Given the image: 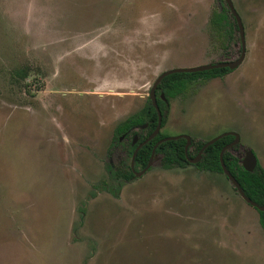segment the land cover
<instances>
[{"label":"rangeland","instance_id":"1","mask_svg":"<svg viewBox=\"0 0 264 264\" xmlns=\"http://www.w3.org/2000/svg\"><path fill=\"white\" fill-rule=\"evenodd\" d=\"M218 0H0V264H264V225L225 175L120 182L115 128L160 74L239 58L211 40ZM246 54L173 101L162 133L227 132L264 168V0H232ZM119 188V191L116 189Z\"/></svg>","mask_w":264,"mask_h":264},{"label":"trees","instance_id":"2","mask_svg":"<svg viewBox=\"0 0 264 264\" xmlns=\"http://www.w3.org/2000/svg\"><path fill=\"white\" fill-rule=\"evenodd\" d=\"M218 4L220 3V7H217L213 10L210 23L213 28L211 32V40L216 44L218 48L222 51H229L231 44L234 43L236 34L238 33L237 24L233 15L231 14L228 6L224 2V0H218ZM231 70L229 68L224 69H214L211 71H206L202 73H193V74H173L164 79L161 84V89L166 91L170 95L175 94L176 92L186 91L188 86L195 82L197 78H202L201 82H206L210 78L215 77H225ZM158 105L162 112V127L166 122V110L167 105L158 99ZM147 124V128L143 131H146L148 135L152 134L158 124V114L153 106L152 102L149 100L145 108L139 113L128 117L125 121L120 123L115 130V134L117 136H121L123 134H131L135 127H140ZM163 134H159L156 138H154L151 142L144 145L138 152L135 158V168L145 167L148 163L151 151L153 146L156 144L158 140L164 138ZM142 140L145 137L141 138ZM232 140V137H225L209 146L204 152L201 161L197 164V167L202 170L222 173V167L220 162V152L222 148ZM204 143H198L196 153L189 154V157H195L199 149L203 146ZM185 140L180 139L177 141H170L161 144L157 148V154H162L161 163L163 168L172 169L174 167H186L189 165V162L186 158L185 151ZM134 147L129 148L128 158L130 159L133 154ZM223 161L227 167V169L231 172V174L235 177V179L239 182L241 188L245 195L257 203L259 206L264 205V170L258 167L253 172L245 171L242 166L238 164L236 158H233L228 153H225L223 156ZM128 161H123L119 170H113L114 177L117 179H121L123 181H130L133 174L130 170ZM231 162V163H230ZM119 191V188L116 189ZM260 221L264 223V212H260Z\"/></svg>","mask_w":264,"mask_h":264},{"label":"flooded vegetation","instance_id":"3","mask_svg":"<svg viewBox=\"0 0 264 264\" xmlns=\"http://www.w3.org/2000/svg\"><path fill=\"white\" fill-rule=\"evenodd\" d=\"M176 69H180V68H176ZM222 69H224V68H222ZM172 70H174V69H172ZM231 70V69H230ZM167 71H169V70H167ZM167 71H165V72H167ZM206 72V71H205ZM164 73V72H163ZM162 73V74H163ZM198 73H202V72H198ZM162 74H160L159 76H158V78L162 75ZM176 74H180V73H176ZM186 74H193V73H186ZM173 75V74H172ZM170 76V75H169ZM168 77V76H167ZM167 77H165V78H167ZM157 78V79H158ZM164 78V79H165ZM217 78H220V79H222L221 77H215V78H210V79H208L206 82H201V80H202V78H197V80H195V82L193 81V83H191L189 86H188V88L186 89V91H180V92H176L175 94H173V95H170V94H168L167 93V90L166 91H164V90H162L161 89V84L163 83V81H164V79L160 82V84L158 85V87H157V89H156V93H155V96H156V100H157V104H158V99H160L162 102H164L166 105H167V110H166V122H165V124H164V126L162 127V123H161V130H160V132L155 136V137H153L151 140H148L152 135H153V133L155 132H153L152 134H150V135H148L147 133H146V131H143V130H145L146 128H147V124H145V125H143V126H140V127H135L134 129H133V131H132V133L131 134H129V135H127V134H123V135H121V136H117L116 134H115V131H114V135H113V145H121L124 149H125V152H126V158H122L121 160H120V162H119V164H118V166L117 167H115V168H112V167H109V171H110V173L111 174H113V170H116V169H118L119 170V167L121 166V164H122V162L123 161H128L127 162V164L129 165V167H130V170H131V172H132V174H133V176H132V178H131V180L132 179H134V178H139V177H137L135 174L136 173H140V172H142V171H144V173H143V175H145L151 168H152V166L151 167H149L148 169H146L147 168V166H148V163H149V160H150V157H151V155H152V152H153V149H154V147L156 146V144L158 143V142H160V141H162V140H164V139H166V138H172V137H168L167 135H164L163 133H162V129L166 126V124H167V119H168V112H169V109L172 107V103H173V101H176V99L178 98V97H183L184 95H187L188 93H190V92H192L193 91V89H195L197 86H201V85H204V84H206L208 81H210V80H213V79H217ZM224 78V77H223ZM157 79H156V81H157ZM155 81V82H156ZM155 84V83H154ZM153 84V85H154ZM152 88H153V86L150 88V92H151V90H152ZM151 101L152 102V100H151V98H150V96H149V99L147 100V103H148V101ZM147 103L144 105V107L140 110V111H142L144 108H145V106L147 105ZM152 104H153V102H152ZM159 106V105H158ZM160 109V108H159ZM140 111H138V112H136V113H134V114H132V115H135V114H137V113H139ZM157 111V110H156ZM160 112H161V110H160ZM158 114V113H157ZM161 114H162V112H161ZM132 115H130V116H132ZM129 116V117H130ZM127 119V118H126ZM125 119V120H126ZM162 119H163V115H162ZM124 120V121H125ZM122 123V122H121ZM115 130H116V128H115ZM156 130V129H155ZM227 133H235V134H237L238 136H239V141L237 142V143H235L234 144V142H235V136H233V135H229V136H226V137H232V140H230L228 143H226L225 144V146L222 148V150L224 149V148H226L225 149V151H224V154L225 153H228L229 155H231L233 158H236L237 159V161H238V164L240 165V166H242V168L245 170V171H247L245 168H244V165H243V161H244V159H245V157H246V153L248 152V151H252L253 152V154L256 156V159H257V165H256V167H255V169H254V171L258 168V167H260V168H262L263 170H264V168H263V166L261 165V162H260V160H259V157H258V155L256 154V152L254 151V150H251V149H248L247 151L245 150V149H241V138H240V135L238 134V133H236V132H227ZM159 134H163L165 137L164 138H161L160 140H158L157 142H156V144L153 146V149H152V151H151V154H150V157H149V160H148V163H147V165L145 166V167H139V168H135V161H134V166L132 167V157H133V154H134V152H135V150H136V148L140 145V144H142V146L140 147V149L144 146V145H146L147 143H149V142H151L154 138H156ZM225 134V133H224ZM223 135V134H222ZM184 136H187V135H180V136H177V137H179L178 139H176V140H168V141H165V142H162V143H160L158 146H157V148L161 145V144H163V143H166V142H170V141H177V140H180V139H183V140H185V147H186V145H187V140L184 138ZM219 136H221V135H219ZM219 136H217V137H219ZM143 137H145V139L144 140H142L141 138H143ZM188 137H190L189 135H188ZM214 138H216V137H214ZM214 138H212V139H214ZM223 138H225V137H223ZM212 139H209V140H207V141H195L194 139H192L191 137H190V144H189V146L187 147V154H186V150H185V147H184V151H185V155H186V158H187V160H188V162H189V159H194V158H196L198 155H199V153H200V151H201V149L203 148V146L207 143V142H209L210 140H212ZM222 139V138H221ZM148 140V141H147ZM220 140V139H219ZM218 140V141H219ZM147 141V142H146ZM146 142V143H145ZM198 143H204L203 144V146L199 149V151L197 152V154H196V156L195 157H189V154H194V153H196V149H197V144ZM216 143V142H215ZM213 145V144H212ZM131 147H134V150H133V154H132V156H131V158L129 159L128 158V152H129V148H131ZM157 148H156V150H155V158L153 159V164H154V161H155V159H156V157L157 156H160L161 158L163 157V155L162 154H157ZM208 148V147H207ZM206 148V149H207ZM139 149V150H140ZM206 149L203 151V153H202V155H201V158H202V156H203V154H204V152L206 151ZM139 150H138V152H139ZM222 150H221V152H222ZM220 152V153H221ZM138 154V153H137ZM224 156V155H223ZM136 158V157H135ZM224 160V159H223ZM200 161H201V159H200ZM199 161V162H200ZM199 162L198 163H196V164H192V163H190L189 162V165L188 166H194V167H196L198 170H200V171H206V170H202V169H199L198 167H197V164H199ZM160 163H161V160H160ZM231 163V162H230ZM152 164V165H153ZM225 164V163H224ZM161 166H162V163H161ZM188 166H186V167H188ZM226 166V165H225ZM186 167H184V168H186ZM222 167V166H221ZM162 168H163V166H162ZM175 168H181V169H184V168H182V167H174V168H172V169H175ZM227 168V167H226ZM163 169H165V168H163ZM172 169H165V170H172ZM206 172H210V171H206ZM247 172H249V171H247ZM215 173V172H214ZM222 173H223V169H222ZM231 173V172H230ZM114 175V174H113ZM142 175V176H143ZM223 175H225L224 173H223ZM142 176H140V177H142ZM226 176V175H225ZM227 177V176H226ZM117 179V178H116ZM117 180H119L120 182H130V181H123V180H121V179H117ZM235 188V187H234ZM243 190V189H242ZM235 191L239 194V196L242 198V196L240 195V193L237 191V189L235 188ZM243 199V198H242ZM243 201L248 205V206H250L251 208H254L258 213H259V216H260V211L257 209V208H255V207H253V206H251V205H249L244 199H243ZM255 203V202H254ZM257 204V203H256ZM262 224V223H261ZM262 225H264V223L262 224Z\"/></svg>","mask_w":264,"mask_h":264},{"label":"water","instance_id":"4","mask_svg":"<svg viewBox=\"0 0 264 264\" xmlns=\"http://www.w3.org/2000/svg\"><path fill=\"white\" fill-rule=\"evenodd\" d=\"M224 2L226 3V5L228 6L231 14L233 15L234 19H235V22L237 24V28H238V32H239V37H240V44H241V53H240V56L238 59L236 60H232V61H224V62H221V63H217V64H208V65H202V66H197V67H192V68H180V69H174V70H169L167 72H164L158 79L157 81L155 82V84L153 85V88L150 92V98L153 102V106L155 107V109L157 110V113H158V124H157V127H156V130L155 132L153 133V135L148 139V140H151L153 137H155L161 130V123H162V114L160 112V109H159V106L157 104V100H156V96H155V93H156V89L158 87V85L160 84V82L167 76L169 75H172V74H176V73H198V72H205V71H211V70H214V69H222V68H229V69H236L238 66H240L245 58V54H246V40H245V30H244V26H243V23H242V19L239 15V13L237 12L236 8L234 7V4L232 2V0H224ZM229 135H233L235 136V143H237L239 141V136L235 133H225L219 137H216L212 140H210L209 142H207L203 148L201 149L199 155L194 158V159H189V162L192 163V164H196L200 161L201 159V155L203 153V151L211 146L212 144H214L215 142H217L219 139L223 138V137H226V136H229ZM179 137H172V138H166L160 142H158L156 144V146L154 147L153 149V152H152V155L150 157V160H149V163H148V166L146 169H148L149 167L152 166L153 164V159L155 158V150L157 148V146L162 143V142H165V141H168V140H176L178 139ZM184 138L187 140V145L185 147V150H186V154H187V147L189 146L190 144V137L188 136H184ZM147 140V141H148ZM146 141V142H147ZM145 142V143H146ZM142 146V144H140L134 154H133V157H132V167L134 166V161H135V157L137 156V153H138V150L140 149V147ZM226 148H224L222 150V152L220 153V162H221V166H222V169H223V173L227 176V178L229 180H231L233 186L237 189V191L240 193V195L242 196V198L251 206L257 208L260 212H264V205L263 206H259L258 204L254 203L252 200H250L246 195L245 193L243 192L239 182L235 179V177L230 173V171L226 168L225 164H224V161H223V155H224V151H225ZM243 165H244V168L249 171V172H253L256 165H257V159H256V156L253 154L252 151H248L246 153V157L243 161ZM144 173V171L140 172V173H136L135 175L137 177H140L142 176Z\"/></svg>","mask_w":264,"mask_h":264}]
</instances>
